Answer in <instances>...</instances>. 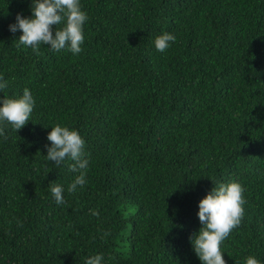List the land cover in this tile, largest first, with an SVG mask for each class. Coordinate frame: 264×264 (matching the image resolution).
Here are the masks:
<instances>
[{"label":"trees","instance_id":"1","mask_svg":"<svg viewBox=\"0 0 264 264\" xmlns=\"http://www.w3.org/2000/svg\"><path fill=\"white\" fill-rule=\"evenodd\" d=\"M32 3L0 0V106L35 101L18 131L0 120V264H203L199 202L233 181L244 215L221 252L264 264V0H79L78 54L16 47ZM57 124L85 141L73 192L75 161L46 158Z\"/></svg>","mask_w":264,"mask_h":264},{"label":"clouds","instance_id":"2","mask_svg":"<svg viewBox=\"0 0 264 264\" xmlns=\"http://www.w3.org/2000/svg\"><path fill=\"white\" fill-rule=\"evenodd\" d=\"M31 7L32 17L17 13L16 23L9 26L12 33L22 30L17 48L20 45L31 46L39 54V46L43 43L57 52L66 47L74 54L81 52V44L84 41L83 26L88 17L82 11L79 0H33ZM62 22L63 26L60 27ZM175 39L173 34L165 32L156 37L155 47L163 52L169 47V42ZM6 86V83H0V91ZM34 104L35 101L27 88L24 89L22 97L5 96L0 106V120L11 123L18 131L29 121ZM0 134H3V129H0ZM48 140L51 141V146L48 147L47 160L55 162L57 166L66 157L75 161L70 165V170L79 174L69 185L68 191L73 192L78 185L83 186L86 183L89 160L85 158V141L79 132L57 124L48 134ZM63 191L60 184L51 186V193L57 204L66 203ZM242 192L243 188L238 182L220 184L199 202L198 217L203 226L193 233L190 240L203 264H226L220 246L232 229L240 224L244 215L245 201ZM92 214L99 216V212L95 210ZM102 259V254L95 255L88 258L87 264H101ZM246 264L260 262L254 256H249Z\"/></svg>","mask_w":264,"mask_h":264}]
</instances>
